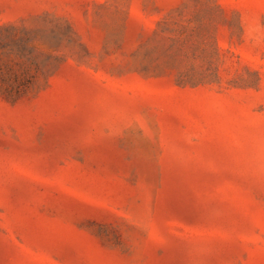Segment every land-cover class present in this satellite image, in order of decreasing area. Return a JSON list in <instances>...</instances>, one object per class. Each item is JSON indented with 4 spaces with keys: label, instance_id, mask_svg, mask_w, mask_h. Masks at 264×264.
<instances>
[{
    "label": "rangeland",
    "instance_id": "rangeland-1",
    "mask_svg": "<svg viewBox=\"0 0 264 264\" xmlns=\"http://www.w3.org/2000/svg\"><path fill=\"white\" fill-rule=\"evenodd\" d=\"M0 264H264V0H0Z\"/></svg>",
    "mask_w": 264,
    "mask_h": 264
}]
</instances>
